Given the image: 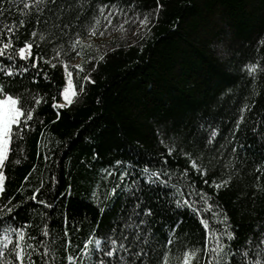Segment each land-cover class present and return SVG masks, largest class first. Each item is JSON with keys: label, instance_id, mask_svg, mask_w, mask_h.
I'll return each mask as SVG.
<instances>
[{"label": "trees", "instance_id": "16d2710c", "mask_svg": "<svg viewBox=\"0 0 264 264\" xmlns=\"http://www.w3.org/2000/svg\"><path fill=\"white\" fill-rule=\"evenodd\" d=\"M125 12L148 13L154 22L133 35L137 25L123 24ZM6 27L15 29L17 47L33 44L37 66L0 58V84L33 112L29 127L14 126L2 166L0 264H12L15 245L3 247V235L13 225L24 227L31 264H81L85 242L107 233L122 205L127 212L131 200L125 203L118 186L133 180L153 214L140 232L147 255L132 261L154 264L187 245L199 246L200 264H207L204 244L215 243L203 220L213 232L234 233L220 238L231 248L227 264H241L245 244L264 232V0H4L0 29ZM253 62L254 74L242 70ZM25 65L27 72L16 71ZM65 65L74 84L85 75L94 83L84 82L74 103L59 108L53 97L62 102ZM7 67L13 76L3 74ZM146 165L167 177V187L144 183ZM229 177L227 188L212 187ZM176 197L182 206L169 207ZM177 234L179 241L166 245ZM116 255L127 264L129 253Z\"/></svg>", "mask_w": 264, "mask_h": 264}, {"label": "snow or ice", "instance_id": "6c2138e0", "mask_svg": "<svg viewBox=\"0 0 264 264\" xmlns=\"http://www.w3.org/2000/svg\"><path fill=\"white\" fill-rule=\"evenodd\" d=\"M3 3L4 0H0V4ZM23 7L25 9L29 8L30 3L24 2ZM113 7L116 8L117 12L123 11L122 8L115 4ZM129 7H131V5H129ZM104 10V7L100 8L101 13H103ZM124 15L128 18L123 21V24L131 23L133 25H137L136 30L133 31V35H135L137 31H143L145 27L154 22L148 13L141 16L139 12H134L132 16H128L125 12ZM106 19L107 24L105 27L112 24L111 16ZM23 23L24 21L20 22L21 26ZM91 34L95 36L96 32H92ZM31 35L35 36L36 33L33 32ZM100 35H103V33L101 32ZM14 36H16L14 28L6 27L0 29V58H4L11 64H14L16 60L29 61L31 66L35 68L37 66V61L36 58H33V44L29 41H25L22 46L17 47L13 42ZM16 39L18 40V37H16ZM79 39L80 36L77 34L76 40ZM261 43H264V41H261ZM76 54L79 55V53ZM57 55H59V53ZM39 59L44 60L45 63L48 62L44 56H39ZM51 66L55 67L56 65L53 64ZM76 68L83 71V68H81L80 65H76ZM256 69L257 64L253 62L251 64H245L242 70L252 75L255 73ZM21 70L27 72L28 66L25 65L22 69H16V71ZM64 71L67 77V84L62 87V91L59 93L63 102H57L56 98L53 97L54 107L64 108L68 105H72L75 99L85 91L84 82L94 83L90 76L85 75L79 85L74 84V80L72 78L73 73L68 70L67 65L64 66ZM3 74L8 77L13 76V68L7 67ZM44 75L47 76V73H44ZM0 97H2L0 98V167H2L8 159L10 145L17 134V129L14 128V126H19L20 128L29 127L30 125L28 124V121L33 118V112L25 107L22 102V97L8 92L2 84H0ZM37 103H39V100H37ZM241 111H243V109ZM216 135L217 130L212 129L208 142L210 143L211 139ZM168 152L171 154L172 149L169 148ZM185 155L188 154L185 153ZM17 163H19V161H17ZM121 163L122 162L120 160L115 161L116 165H120ZM192 167L193 169L198 168L194 160L192 161ZM128 175L129 171L126 168L120 173L121 180H124V178ZM140 175L146 185L151 186L152 184H155L156 187H167V177L165 176L162 178L160 170L152 171L151 166L146 165L141 169ZM231 179L232 178L229 177L228 179H222L219 182L214 181L212 187L214 189H225L229 186ZM4 180L5 174L3 171H0V192H3L4 190ZM118 187L122 191L125 203H127L128 200H131V204L128 206L126 213L123 211L122 205L121 210L117 213L116 219L113 222V226L107 231V233L101 235L97 232L96 237L85 242V246L81 249V264H113L116 260H118L120 264H125L124 256L116 255L118 249H122L125 253L130 254L127 264H143V262L139 260L132 261L130 257L147 255V253L144 252V249L140 247V242L142 240L143 243L147 244L148 237H141L140 232L142 230V226H146L148 224V217L153 214V210L150 207H142L146 201L143 195V189L140 187L138 181L133 180L131 184L126 186L121 185ZM117 190V188L111 189L109 195H113L117 192ZM39 191H41V189H37V192ZM31 199H37L36 195H33ZM40 203L44 204L45 201L41 199ZM187 203L188 201L185 199L184 206H186ZM205 203H207V201H205ZM173 205L177 209L182 206L179 197H176L169 203V207H172ZM8 211L11 212L13 209L8 208ZM2 220L3 217L0 216V221ZM201 223L204 224L205 228L208 230V234L212 236V240L215 243L214 247L210 246L207 241L204 244L203 251L207 253V264H227L226 257L233 258L230 256L231 248L228 247L224 240L220 237L223 235L231 240L234 239V233L232 231H226L224 233L213 232L208 222L202 220ZM149 231L151 230L149 229ZM172 231L173 229L170 228L169 232L171 233ZM4 232L5 234L3 235V240L7 243H5L3 247H9V245L12 244L15 245L11 250L13 255L12 264H17V262H19V264H24V258L26 256L29 259V264H31V252H26L21 244L22 241L28 239L24 227H17L13 225L10 228H6ZM8 232H11L12 236H9L7 234ZM133 233L134 238L130 239L129 234ZM178 241L179 235L177 234L174 239H166L165 243L166 245H173ZM29 247H31V245H29ZM261 249H264V232L261 233L258 240L252 241L251 247H249L247 243L245 244L244 250L241 253V264H264V250ZM153 251H155V249H153ZM3 256V250H0V257ZM200 258L201 249L199 246L189 248L187 245H183L178 247L177 253L165 251L162 254H159L154 264H173V261L174 264H200ZM67 259L72 261L73 257L68 256ZM149 264H153V262L150 260Z\"/></svg>", "mask_w": 264, "mask_h": 264}, {"label": "rangeland", "instance_id": "374dc122", "mask_svg": "<svg viewBox=\"0 0 264 264\" xmlns=\"http://www.w3.org/2000/svg\"><path fill=\"white\" fill-rule=\"evenodd\" d=\"M78 65V61H76L72 66H75ZM67 84V83H66ZM63 102V101H62ZM0 171H2V167H0Z\"/></svg>", "mask_w": 264, "mask_h": 264}]
</instances>
